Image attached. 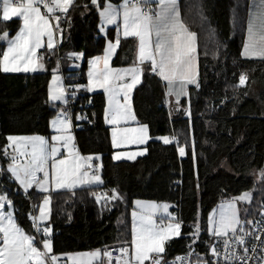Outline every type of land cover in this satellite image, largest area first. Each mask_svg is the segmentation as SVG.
Wrapping results in <instances>:
<instances>
[{"label": "trees", "instance_id": "16d2710c", "mask_svg": "<svg viewBox=\"0 0 264 264\" xmlns=\"http://www.w3.org/2000/svg\"><path fill=\"white\" fill-rule=\"evenodd\" d=\"M250 1L179 0L183 22L198 35L200 87L190 85L189 95L177 105L176 101L166 102L165 85L158 76L150 71L143 74L142 83L133 90L132 103L137 121L149 126L145 155L132 161H113L109 128L104 123L103 93H89L84 87L68 92L74 143L83 155H101L104 183L77 189L74 194L52 193L47 224L52 228L54 253L102 250L125 240L130 244L135 199L168 203L181 222V236L167 242V257L188 250L192 242L189 233L197 221L201 233L194 247L197 252L207 249L211 241L206 232L207 217L219 201L252 190L251 207L258 209L264 203V184L252 174L264 168V60L240 56ZM84 4L88 5L87 11ZM1 6L0 1V11ZM68 16L70 22L61 21L63 39L60 35L55 51L40 52L44 69L34 73L0 72L1 165L5 163L7 135L49 137V122L61 107L59 103L53 107L47 98L53 67L59 65L64 87L84 85L87 60L101 53L114 37L112 27L100 33L98 11L90 0H75ZM19 26L17 18L0 20V33L7 30L14 35ZM134 48V38H122L112 65L132 63ZM74 52L82 54L78 68L69 66V54ZM242 73L247 76L246 84L238 87ZM72 91H76L75 98ZM76 114L88 119L77 121ZM162 135L176 139L164 144L157 139ZM179 146L185 147L183 157ZM17 188L6 171L0 174V189L7 190L13 200L17 223L35 235L27 216L44 194L30 189L26 197ZM113 188L119 190L122 200L107 206L103 199L97 203L93 193L110 194ZM249 206L245 203L246 208ZM258 214L247 218L255 219Z\"/></svg>", "mask_w": 264, "mask_h": 264}, {"label": "snow or ice", "instance_id": "6c2138e0", "mask_svg": "<svg viewBox=\"0 0 264 264\" xmlns=\"http://www.w3.org/2000/svg\"><path fill=\"white\" fill-rule=\"evenodd\" d=\"M90 3L99 13L101 33L105 32L107 25L116 24L118 19L122 22L117 25L115 41L106 43L103 56L89 60L87 85L77 84L74 87L77 90L85 87L88 92L96 88L103 89L106 97L104 123L111 126L113 149L122 145H145L150 139L147 124L122 126L129 121H137L132 103L133 90L142 83L143 74L150 71L165 82V97H175L179 105L180 98L189 95V85L200 87L198 35L183 22L179 0H122L119 5L103 0L102 8L101 0H90ZM74 4L75 0H2L0 20L10 22L17 18L22 23L15 35L7 30L0 33V72L28 73L44 69V57L38 50L45 47L44 38L47 37V49L55 51L57 42L54 37L60 34L63 39L61 21L66 19L70 22L68 13ZM83 7L85 11L88 10L87 4ZM202 19L206 17L202 16ZM211 33L215 36L214 29ZM121 35L125 39L134 38L137 41L136 56L130 66L113 68L109 61L117 53ZM5 43L7 46L3 47ZM69 55L79 59L82 54ZM240 56L264 60V0H251L248 5L247 31ZM55 72L56 69H53L48 86V102L53 107L59 102L61 107L50 122L54 132L51 140L42 135H7V143L3 146V156L9 161L6 171L18 185L16 191H22L27 197L29 190L35 188L44 195L38 206L39 215L29 212L36 233L33 235L17 223L14 202L7 190L0 189V264H61L64 256L67 260L63 264H93V261H99L100 264H264V235H261L264 233V203L258 209L251 207L254 199L252 190L222 201L218 206L219 211L213 209L209 214L207 230L215 241L208 245L206 253L197 252L194 247L201 233L197 221L189 233L192 237V242L187 246L189 251L183 257L168 260L167 242L181 236V222L169 212L168 203L141 200L134 201L139 211L132 212L130 244L125 240L111 250L105 246L103 250L85 253H54L52 228L47 224L52 193L68 191L74 194L77 189L99 187L104 183L102 164L95 163L102 159L101 155L83 156L73 143L72 118L67 110L68 91ZM246 80L247 76L242 73L238 87L244 86ZM71 96L75 98L76 91H72ZM184 111L190 115L188 109ZM75 119L87 120L88 117L76 114ZM157 139L169 144L176 137L170 139L163 136ZM146 150L127 154L114 152L112 159L120 160L126 156L128 160H135L137 156L145 155ZM178 152L181 157L185 156V147L179 146ZM4 171L0 168V174ZM257 175L258 181L264 184V168ZM93 195L97 203L103 199L105 206L123 199L117 188L111 189L110 194L104 192ZM239 203L250 205L243 209V217L240 215ZM36 207L32 205L33 210ZM257 212L259 219L247 218L249 215L255 216ZM157 214H160L158 221L154 218ZM165 220L168 222L165 223ZM249 239L258 242L252 243L251 249L248 247ZM221 240L222 252L217 243Z\"/></svg>", "mask_w": 264, "mask_h": 264}, {"label": "crops", "instance_id": "0c3cea01", "mask_svg": "<svg viewBox=\"0 0 264 264\" xmlns=\"http://www.w3.org/2000/svg\"><path fill=\"white\" fill-rule=\"evenodd\" d=\"M1 2H2V0H0ZM16 2H19V0H16ZM110 2H112L113 4H115V5H119L121 2H122V0H110ZM250 3H251V1H250ZM153 7H155V5H152ZM103 7V0H102V4H101V8ZM0 15H2V6H1V11H0ZM98 16H99V13H98ZM248 19V18H247ZM20 20V19H19ZM122 21L120 20V19H118L117 20V23L116 24H112V25H107L106 26V28H105V32H106V29L107 28H109V27H112V28H114V37H113V39L111 40V41H115V38H116V34H117V25L118 24H120ZM21 23H22V21L20 20V25H21ZM55 22L53 21V24H54ZM100 23H101V21H100V17H99V25H100ZM20 27V26H19ZM19 29V28H18ZM246 31H247V24H246ZM105 32H103L102 34H105ZM16 33V32H15ZM15 33H14V35H15ZM101 33V32H100ZM245 35H246V32H245ZM245 37V36H244ZM59 38H60V34H56L55 35V37H54V39L56 40V42L58 43V40H59ZM122 38H124L122 35H121V39ZM45 39V47L44 48H42V49H40V50H38V52L40 53L43 49H45V50H48L47 49V47H46V41H47V37H45L44 38ZM135 40V39H134ZM108 42V41H107ZM106 42V43H107ZM243 44V43H242ZM136 45H137V41L135 40V48H134V55H133V61L135 60V56H136ZM7 45H5V47H6ZM57 46V45H56ZM106 46V45H105ZM241 49H242V46H241ZM74 53H80V52H74ZM103 53H104V48H103V50H102V52L101 53H99V54H97V55H94V56H92V57H90L88 60H87V64H86V68H85V71H84V76H85V81H84V85L86 86L87 85V83H88V76H87V73H88V71H89V67H90V65H89V60L90 59H92L93 57H95V56H103ZM115 56V55H114ZM114 56L112 57V59L114 58ZM112 59L109 61V64H110V66L111 67H113V68H120V67H128V66H130L132 63H133V61H132V63H130V64H127V65H120V66H113L112 65ZM255 59H259V58H255ZM81 60H82V55L80 56V58L79 59H77L75 56H72L71 55V62H70V68H78L79 67V65H80V62H81ZM101 67H102V65H101ZM42 70V69H41ZM37 71H39V70H37ZM37 71H35V72H37ZM22 73H24V72H22ZM28 73H34V72H28ZM62 83H63V78H62ZM164 85H165V82H164ZM63 86H64V83H63ZM190 86V85H189ZM84 89L87 91V89L84 87ZM167 89H166V85H165V91H166ZM48 91V90H47ZM88 92V91H87ZM94 92H102L103 93V95H104V99H105V103H106V97H105V94H104V91H103V89H99V88H96V89H94L92 92H89V93H94ZM184 97V96H183ZM182 98V97H181ZM180 98V99H181ZM173 99H174V101H171V97H167V101L170 103V102H175L176 101V98L175 97H173ZM104 106H105V104H104ZM53 120V118L50 120V122ZM50 122H49V129L51 130V131H53L52 129H51V127H50ZM138 124H140V122H138V121H129L127 124H124V125H122L123 127H137L138 126ZM106 125V124H105ZM108 128H109V133H110V128H111V126H109V125H106ZM73 135V134H72ZM50 140V139H49ZM162 141V140H161ZM73 143H74V140H73ZM110 143H111V134H110ZM147 143V142H146ZM75 144V143H74ZM146 145V144H145ZM145 145H122V146H120V147H118V148H116V149H113V152H112V156H113V153L114 152H123V153H130V152H135V151H139V150H143V149H145ZM76 146V145H75ZM111 146H112V144H111ZM113 148V147H112ZM76 149H77V147H76ZM78 150V149H77ZM61 151L63 152V149H61ZM79 151V150H78ZM146 153V152H145ZM81 155H83L82 153H80ZM83 156H88V155H83ZM138 157H141V156H137L136 157V159L138 158ZM113 160V159H112ZM114 161V160H113ZM115 161H132V160H128L127 158H126V156L125 157H122L120 160H115ZM95 163H99V161H96ZM10 176V175H9ZM34 190H36L35 188H33ZM133 207V206H132ZM131 214H132V212H131ZM34 215H36V212H35V214ZM42 247V246H41ZM85 252H92V251H82V252H78V253H85ZM63 259H65V260H67V257L66 256H64V257H62ZM101 259L103 260V257H101ZM93 264H100V262L99 261H93Z\"/></svg>", "mask_w": 264, "mask_h": 264}, {"label": "rangeland", "instance_id": "374dc122", "mask_svg": "<svg viewBox=\"0 0 264 264\" xmlns=\"http://www.w3.org/2000/svg\"><path fill=\"white\" fill-rule=\"evenodd\" d=\"M134 58V57H133ZM53 69H56V72H55V75H57V76H59L60 77V82H61V84L63 85V83H62V75H61V73H60V69H59V65H55L54 67H53ZM53 69H52V73H51V76H50V79H49V82L52 80V76H53ZM49 82H48V86H49ZM65 88V87H64ZM47 98H48V91H47ZM171 101H174V99H173V97H171ZM57 103H59V102H57ZM56 116H54L53 117V119L55 118ZM54 134V132L53 131H51L50 130V135H49V137H47V136H45L48 140L50 139L51 140V135H53ZM12 135H17V136H31V135H40V134H12ZM43 136V135H42ZM163 136H165V135H162V136H158V137H163ZM49 140V141H50ZM8 160L7 159H5V163H4V165H1L0 164V168H3V169H5V171H6V169H7V164H8ZM7 172V171H6ZM253 176L255 177V178H257L258 179V172L257 171H254L253 173ZM10 175V174H9ZM240 195V194H239ZM239 195H236V196H231V197H228V198H225V199H223V200H221V201H219L218 202V204L213 208V209H216L217 211H219V208H218V206L220 205V203L222 202V201H224V200H228V199H231V198H233V197H237V196H239ZM43 199V198H42ZM42 199L39 201V203H38V205H37V208H36V215H39V204L42 202ZM136 200H141V201H153V200H146V199H135L134 201H136ZM134 201H133V203H132V206H133V208H132V211L131 212H133V210H136V211H139V209L136 207V205L134 204ZM154 202H156V201H154ZM156 203H164V202H156ZM238 207L241 209V212H240V215H241V217H243V215H244V213H243V209L244 208H246L245 207V203H239L238 204ZM213 209L209 212V214L210 213H212L213 212ZM169 212H171L170 211V208H169ZM173 214V213H172ZM209 214H208V217H209ZM159 215L160 214H157V216L156 217H154L155 219H157V220H159ZM174 215V214H173ZM175 216V215H174ZM208 217H207V226H206V232H207V234H208V236H210L209 235V233H208ZM248 219H252V218H248ZM168 221L167 220H165V223H167ZM48 223V222H47ZM131 227H132V214H131ZM211 237V236H210ZM174 238H176V237H174ZM131 242V241H130ZM94 251V250H93ZM78 252H82V251H78ZM78 252H70V253H78Z\"/></svg>", "mask_w": 264, "mask_h": 264}, {"label": "built area", "instance_id": "2783aa9c", "mask_svg": "<svg viewBox=\"0 0 264 264\" xmlns=\"http://www.w3.org/2000/svg\"><path fill=\"white\" fill-rule=\"evenodd\" d=\"M40 54H41V53H40ZM65 89H66L68 92H70L72 89H75V90H76V88H75L74 86H73V87L66 86ZM99 193L102 194V193H104V192H99ZM31 212H33V214H35V211L33 210V208H32V210H31ZM27 218L31 221V219L29 218V214H28ZM259 218H260V217H259V214H258V216H257L255 219H259ZM157 221H158V220H157ZM31 222H32V221H31ZM35 234H36V233H35ZM41 234H42V232L40 233V235H41ZM261 235H264V233H261ZM214 241H215V238H214V237H211V241H210L209 244L213 243ZM217 243L220 245V251L222 252V251H223V246H222L223 242H222V240H221V241H217ZM252 243H258V242L254 241V240H252V239H249V241H248V247H249V249H251V245H252ZM118 246H120V245H111V246H107V247L109 248V250H111L112 248H115V247H118ZM102 250H103V249H102ZM207 250H208V246H207V249H205L204 251H202V252H200V253H206ZM188 251H189V249H188L187 251H185V252L176 253V254H174L173 256L166 257V258H167L168 260H174L175 257H177V256H181V257H183ZM250 254H251V253H250ZM103 259H104V258H103ZM64 261H66V260L62 258L61 264H63ZM177 264H179V262H177Z\"/></svg>", "mask_w": 264, "mask_h": 264}]
</instances>
